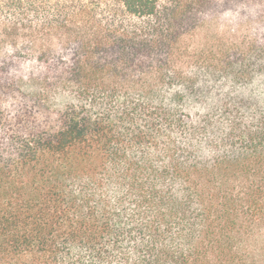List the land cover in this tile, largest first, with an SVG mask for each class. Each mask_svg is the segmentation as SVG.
<instances>
[{
  "label": "trees",
  "instance_id": "trees-1",
  "mask_svg": "<svg viewBox=\"0 0 264 264\" xmlns=\"http://www.w3.org/2000/svg\"><path fill=\"white\" fill-rule=\"evenodd\" d=\"M192 1L0 0V264H264V33Z\"/></svg>",
  "mask_w": 264,
  "mask_h": 264
},
{
  "label": "rangeland",
  "instance_id": "rangeland-1",
  "mask_svg": "<svg viewBox=\"0 0 264 264\" xmlns=\"http://www.w3.org/2000/svg\"><path fill=\"white\" fill-rule=\"evenodd\" d=\"M203 1L204 3L201 5L190 4V7H192L191 12L175 16L178 21H183L188 26L195 17L197 23L201 25L195 30V42H203V38L215 35L217 37L234 38L239 44L244 38L250 41V38H253L256 34L264 33V7L262 5L244 0ZM1 41L0 31V56L6 52L5 46H3L6 42L1 43ZM51 44L52 49L56 50V38L52 39ZM239 46L243 47V44Z\"/></svg>",
  "mask_w": 264,
  "mask_h": 264
}]
</instances>
